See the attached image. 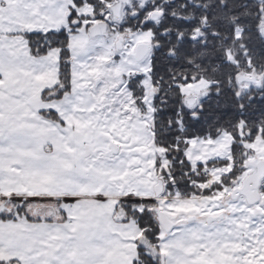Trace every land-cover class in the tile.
<instances>
[{"label": "crops", "instance_id": "obj_1", "mask_svg": "<svg viewBox=\"0 0 264 264\" xmlns=\"http://www.w3.org/2000/svg\"><path fill=\"white\" fill-rule=\"evenodd\" d=\"M67 16L65 0H0V200L40 198L52 211L50 219L0 221V264H135L142 237L118 209L123 198H154L152 180L145 183L152 174L131 161L130 141L122 159L103 157L109 145L84 128L73 61L69 89L56 95L59 50L36 57L28 47L26 34L65 28ZM63 200L65 219L52 202ZM234 200L159 197L173 223L159 234L164 264H264V206Z\"/></svg>", "mask_w": 264, "mask_h": 264}, {"label": "trees", "instance_id": "obj_2", "mask_svg": "<svg viewBox=\"0 0 264 264\" xmlns=\"http://www.w3.org/2000/svg\"><path fill=\"white\" fill-rule=\"evenodd\" d=\"M108 1L82 0L80 5L98 13ZM160 2L149 0L146 6L148 10H159L158 24L149 27L154 45L150 49L147 74L150 90L146 92L143 74L128 78L127 90L137 112H146V96L154 104L152 140L155 148L164 152L163 158L168 164L164 169L163 158L155 163L164 188L159 197L216 196L225 188L233 189V184L244 175L246 147L257 138L264 141V81L258 80L259 86L252 85L250 89L244 86L242 90L238 83L240 77H248L252 72L260 76L264 73V38L260 33L264 0H168L161 8ZM72 18L68 16V27L58 32L25 35L33 56H43L55 48L59 50L60 89L56 95L69 89V34L88 24L91 16L79 20L77 26L70 23ZM231 54L233 57L229 59ZM201 80L209 83V90L196 107L188 109L179 88ZM222 134L231 138L229 160H216L205 166L187 162L188 142L214 141ZM224 168L230 169L228 175H221L217 181L209 184L202 178V171ZM260 184L259 191L264 195V179ZM157 201L124 198L118 209L124 220L137 226L139 236L149 249L157 252V256H152L149 250L137 245L135 264H161L157 245L162 228L154 214ZM52 202L60 205L61 201ZM43 203L47 202L32 197L1 199L0 221L34 222L47 218L40 213ZM56 216L66 218L59 211Z\"/></svg>", "mask_w": 264, "mask_h": 264}, {"label": "rangeland", "instance_id": "obj_3", "mask_svg": "<svg viewBox=\"0 0 264 264\" xmlns=\"http://www.w3.org/2000/svg\"><path fill=\"white\" fill-rule=\"evenodd\" d=\"M65 1L67 3V10L71 9V1ZM164 3H168V0H161L158 6L161 8ZM84 9L87 10L85 11V14L89 15L91 10L87 7ZM151 11L155 13L159 12L157 9L148 10L145 16L140 19V21H138L139 23L137 28L129 26V29L126 28L125 30L124 28V31H122L123 33L129 35V41L125 42V44H127V50L124 52V54L119 55L116 50L114 51L112 41H107L104 39L102 40L100 38L90 39L84 29H78L76 33L69 34L67 47L69 50L70 59L73 61V70L75 71L76 94L82 96L81 101L86 134L94 133V135H98L95 140L100 139L102 143L109 145L106 149L108 151V155L99 156H103L104 158L109 156L112 157L111 159H122L124 154L122 153V144H126L125 140L132 142L131 146H133V157L131 161L137 165V167L140 166L144 173L146 172V174H149L147 172H151L152 177L146 175L145 183H148V181L152 180L154 188L157 186V183L160 179V176L158 175L154 166L156 160L158 158H163L164 155L163 151L155 148L154 141L152 140L154 104L151 103V100L146 96L144 100V103L147 107L146 112H137V110L134 108V104H132L131 97L128 95L125 88V82L128 79V76L135 72L137 73L141 71L143 72L144 78L146 80L144 83L146 92L148 93L150 90L147 74H149L150 70V49H152L154 45L151 43L152 33L149 31V27L150 25L158 24L157 21L149 22V19H147ZM92 20L93 19H90L88 24H84L83 28H85L86 25L88 26L92 24ZM263 21L264 20H262L261 24ZM67 27L68 24L65 28L61 27L54 32L66 29ZM136 44L138 46L140 44L148 45L149 48L146 55L147 59L138 65H135L133 62H131L128 56V51L130 52V50H132ZM115 56L119 57L120 60L118 58L117 60H114V58H116ZM232 57L233 56L231 54L229 59ZM248 77H254L262 82L264 81V73L260 76L257 74L253 75L252 72ZM244 86H247L248 89L252 88V84H240V90H242ZM208 87L209 83L201 80L183 85L179 88V90L181 91L184 101V99L194 96L201 99V97L205 95L206 92H208ZM150 96L152 97L153 94ZM198 104L199 101L194 107H196ZM90 108H92V110H89ZM103 114L107 115L105 123L99 121L98 118H96L97 115L101 116ZM121 119L125 122L123 123ZM98 133H101V135ZM230 146L231 138L229 136L227 137L225 134L220 135L214 141L191 140L188 142V147L186 148V160L192 166H205V164L216 160H229L231 151ZM115 148H118L117 152L114 151ZM246 148V154H244V175L233 184V189L225 188L216 195L222 204L229 203L230 200H233L231 197L232 192L235 189H240L242 186L243 177L246 174L252 173L251 168L249 167L250 163L264 161V141L262 139L257 138L250 146H247ZM134 156H140V160L136 159ZM161 164L164 169L168 166V164L164 161V158L161 160ZM229 170L230 169L227 168L220 170H210L209 172L211 177L206 181L209 184L212 181H217L221 175H228ZM127 176H130L129 171L124 172L120 177H122V179H126ZM259 190H261V184L258 189L260 202H258L257 205L253 207L254 209H257L260 204L264 206V195H262ZM127 198L132 201L136 197ZM238 200H240L239 202L241 203H245L243 197ZM234 202H237V200H234ZM59 204L60 205L55 208L56 212H58L63 207L68 208L69 206V204L65 201H61ZM50 208V206H42L40 209L43 211L40 213L50 219L52 218V211ZM60 213L65 214L66 212L62 211ZM174 218L175 223L179 224L177 217L174 216ZM117 219H124L123 215L118 213ZM208 242L211 243L210 240ZM158 247L159 245H157V248ZM158 249L160 250V248ZM160 255L164 256L162 253H160Z\"/></svg>", "mask_w": 264, "mask_h": 264}, {"label": "water", "instance_id": "obj_4", "mask_svg": "<svg viewBox=\"0 0 264 264\" xmlns=\"http://www.w3.org/2000/svg\"><path fill=\"white\" fill-rule=\"evenodd\" d=\"M140 1H141V4H144L146 2V0H140ZM128 2L129 0H125V1L117 0L116 3H114L113 6L109 8V18H110L109 21L112 24L114 23L120 24L122 22L123 9H124L123 5ZM150 19L156 22L159 20V15L156 13H153L150 16ZM260 33H261V36L264 38V21L261 24ZM87 34L90 39L97 38V37H103V36L110 37V34L106 32V24L104 23L91 26L88 29ZM148 49H149L148 45L140 44L137 47L133 55L135 61L140 62V60L145 58L148 53ZM238 83L239 84H253L255 86H259V83H257L254 77H240L238 79ZM199 100H200L199 97L194 96V97L184 99L183 102L185 106L188 109H190V108H193L198 103ZM249 167L251 168L252 173L242 181V187L240 189L233 191L231 196L233 197V195L235 194L241 197L243 196L246 200V203L249 206H254L260 200V196L258 195V189L260 187V182L264 179V161L250 163ZM154 188H155L154 197L158 198L164 190L162 186V182L159 181L157 183V186ZM233 198H236V197H233ZM154 212H155L154 214L156 217L157 224H160L164 233H168L171 230L173 223H170L167 220L165 213L161 212L159 209ZM190 220H193V219H190ZM139 246L142 249H145L147 251L149 250L152 256H157L156 250L149 249L144 239H142L141 242H139ZM159 260L161 261V264H164V256L160 255Z\"/></svg>", "mask_w": 264, "mask_h": 264}, {"label": "flooded vegetation", "instance_id": "obj_5", "mask_svg": "<svg viewBox=\"0 0 264 264\" xmlns=\"http://www.w3.org/2000/svg\"><path fill=\"white\" fill-rule=\"evenodd\" d=\"M70 1L72 3V8L67 10L68 11L67 15L68 16L71 15V17H73L72 21L70 23H72L73 26H77L79 20L87 19L91 16V19H93L92 20L93 23L88 25L86 29L83 27L80 28V29H84L86 33H87L88 29L93 25L102 24V23L106 24V32L110 34V37H104L103 36V37H97V38H100L102 40L104 39L107 41H112L114 51L116 50V52L119 55L124 54V52L127 50V48H126L127 44H125V42L129 41L128 40L129 35L126 33H123L122 31H124V28H125V30H126V28L129 29L130 28L129 26H133V28H137L138 23H139L138 21H140V19H142L145 16L146 12L149 9L148 7H146L149 0H146V2L144 4H141L140 0H129L128 3H125L123 5L124 9H123L122 22L120 24H117V23L112 24L109 21L110 20L109 8L111 6H113V4L116 3L117 0H109L106 5H103L101 12L99 11L100 13L99 12L97 13L96 10L95 11L91 10L89 15L85 14V11H87V10H85L84 8L86 6L80 5L82 0H70ZM121 1H125V0H121ZM97 7H99V6H97ZM153 13H155V12L151 11L147 17V19H149V22L152 21L150 19V16ZM156 14H158V13H156ZM67 23L69 25V21ZM137 47H138V45L136 44L134 46V48L132 50H130V52L128 51L129 59L135 65H138L141 62H143L145 59H147L146 58L147 56H146L145 58L140 60V62L135 61L133 55H134ZM117 58L120 60L119 57L114 58V60H117ZM142 74H143V72H141V71L137 72V73L135 72L132 75H129L128 78H130L132 76L139 77ZM127 83H128V80H126V82H125V88H126L128 95L131 97L130 92L127 90Z\"/></svg>", "mask_w": 264, "mask_h": 264}, {"label": "built area", "instance_id": "obj_6", "mask_svg": "<svg viewBox=\"0 0 264 264\" xmlns=\"http://www.w3.org/2000/svg\"><path fill=\"white\" fill-rule=\"evenodd\" d=\"M209 175H210V174H208V172H205V173H204V178H205V177H209Z\"/></svg>", "mask_w": 264, "mask_h": 264}]
</instances>
